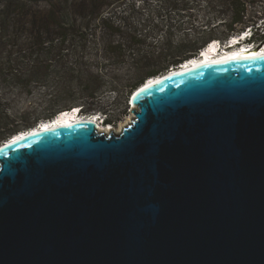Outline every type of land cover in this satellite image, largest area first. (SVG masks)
<instances>
[{"label": "water", "instance_id": "95a60500", "mask_svg": "<svg viewBox=\"0 0 264 264\" xmlns=\"http://www.w3.org/2000/svg\"><path fill=\"white\" fill-rule=\"evenodd\" d=\"M141 84L119 133L0 144V264H264V54Z\"/></svg>", "mask_w": 264, "mask_h": 264}, {"label": "rangeland", "instance_id": "374dc122", "mask_svg": "<svg viewBox=\"0 0 264 264\" xmlns=\"http://www.w3.org/2000/svg\"><path fill=\"white\" fill-rule=\"evenodd\" d=\"M237 1L264 26V0ZM14 2L0 29V144L77 105L105 110L119 133L134 84L226 34L234 14L229 0Z\"/></svg>", "mask_w": 264, "mask_h": 264}, {"label": "bare ground", "instance_id": "6f19581e", "mask_svg": "<svg viewBox=\"0 0 264 264\" xmlns=\"http://www.w3.org/2000/svg\"><path fill=\"white\" fill-rule=\"evenodd\" d=\"M234 36H235V39H233V42H231L233 44H234V42H237L236 40H239V39L241 40V38L239 36H236V34H234ZM213 40H217V39H213ZM207 45H205L203 48H205ZM254 46L257 47V45H254ZM254 46L243 47L241 49L236 48L234 46H232V47L229 46L226 48V50L223 53H220V52L215 53L214 51L217 49V43H214L213 45L210 46V48L205 49V51L203 52V54L201 56H199V57L193 56L196 58L189 61L190 58H193V57H190L189 59L184 60L183 62L187 61V63L180 66V67L173 66L171 69H168V71H166L164 73H161V74H158L155 76H151V77H149L151 79H149L147 81V83H153V82L159 80L164 75H167V74L172 73V72H176V71L184 69V68H190L192 66H196V65H199L202 63H207V62H211V61L213 62L216 60L244 58V57L257 56V55H263L264 54V47L259 48V50L258 49H256V50L251 49ZM142 84H145V82ZM138 88H136V89H138ZM134 106H135L134 108H136V105H134ZM75 108H79V107H75ZM80 111H81V113H80ZM80 111L75 110L72 112L64 113V114L59 115V116L55 115V117H52V119L50 118V121L46 122L45 124L41 123V124H39V126H34L33 128H31L29 130H22V131L16 133L15 137H13V139H17L19 137L26 136L30 132L34 133V132H38L40 130H46V129L62 126L65 124H71L73 122L83 121V120H89V121L95 122L99 132H104V133H109L111 131L116 132L114 127L113 126H107L106 122L104 124H101V121L98 118L94 117L93 114L85 116L84 113H82V109ZM75 113H77V115H75ZM95 114L96 113H94V115ZM131 117H133V116H131ZM130 123H131V120H127L124 124H122L120 126V129H118V130H122L125 126L129 125Z\"/></svg>", "mask_w": 264, "mask_h": 264}, {"label": "trees", "instance_id": "16d2710c", "mask_svg": "<svg viewBox=\"0 0 264 264\" xmlns=\"http://www.w3.org/2000/svg\"><path fill=\"white\" fill-rule=\"evenodd\" d=\"M14 3H15L14 0H4L3 3H2L3 12H2V14L0 16V20H1V22H0V29L1 30H7V28H8L7 21L9 20V18L11 17V15L13 13L12 12V7L14 6ZM229 4H230V6L232 8V11L234 13L232 15V18H231L232 19V24L229 26L228 32L226 34H224L221 37L214 38V39H218L221 42H224V41L228 40L231 35H233L235 33L242 32V31L246 30L247 27H251L252 30H253V33H254V38L252 39V41L255 42V43H260L261 41H263L264 40V26L259 25L258 27H256L255 26V22L250 21V20L249 21H245L244 20V18H245V11H246V8L244 7L245 4L244 3H241V2H238L237 0H229ZM254 28H256L257 31H255ZM259 28L261 29V32L258 31ZM198 51L199 50H195L194 52H191L192 53L191 55L196 56L198 54ZM183 59H185V58L176 60V62H174L172 65H178L180 62H183L184 61ZM187 59H189V58H187ZM168 69H169V67L167 68V70ZM152 73L153 74H151V76H155V75H158V74L164 73V72L161 70L159 72L155 71V72H152ZM151 76H149V77H151ZM142 82L144 83L145 81L143 79H141L138 84H134V87H136L137 85H139ZM80 106L82 107V109H85V105H80ZM80 106L77 105V106H74L73 108L80 107ZM65 110H67V109L61 110L60 112L65 111ZM99 111L106 112L105 110H99ZM108 121H110V119H108ZM33 127L34 126L28 128V129H23V130H29V129L33 128ZM20 131H22V130H20ZM20 131H17L14 134H12L11 136H8V137L11 138L16 133H18ZM8 137L5 138V139L8 140L9 139Z\"/></svg>", "mask_w": 264, "mask_h": 264}, {"label": "built area", "instance_id": "2783aa9c", "mask_svg": "<svg viewBox=\"0 0 264 264\" xmlns=\"http://www.w3.org/2000/svg\"><path fill=\"white\" fill-rule=\"evenodd\" d=\"M261 18L264 20V16H262ZM248 28H251V27H248ZM249 31L253 32L252 28L249 29ZM173 66H177V65H171L169 69H171ZM129 103H130L131 107L134 106L133 102L130 101V98H129ZM82 113H83V109H82ZM94 113H96V114L94 115ZM94 113H84V115L86 116V115L93 114L94 117L98 118L101 121V124H104L106 122L107 126H113L114 127L115 120L112 119V116L108 112L97 111V112H94ZM108 119H110V121H108Z\"/></svg>", "mask_w": 264, "mask_h": 264}, {"label": "clouds", "instance_id": "9594fccd", "mask_svg": "<svg viewBox=\"0 0 264 264\" xmlns=\"http://www.w3.org/2000/svg\"><path fill=\"white\" fill-rule=\"evenodd\" d=\"M236 34V36H239V34L238 33H235ZM244 35H242V37H243ZM235 36H234V34L233 35H231V37L229 38V40H226L225 42H221L220 40H219V42L217 43V44H222V45H224V46H228L229 44H231V42H232V40L233 39H235L234 38ZM218 40V39H217ZM247 45H249V46H254V45H256V43L255 42H253L252 41V43H246ZM199 53V52H198ZM198 57V56H197ZM194 58H196V57H194ZM194 58H191V59H189V61H191L192 59H194ZM181 63V62H180ZM185 64L187 63V61L186 62H184ZM45 120H50V118H48V119H45ZM45 120H42V121H40L39 123H37V124H35V126H38L39 124H41V123H43V124H45L46 122H48V121H46L45 122Z\"/></svg>", "mask_w": 264, "mask_h": 264}, {"label": "flooded vegetation", "instance_id": "af4514ba", "mask_svg": "<svg viewBox=\"0 0 264 264\" xmlns=\"http://www.w3.org/2000/svg\"><path fill=\"white\" fill-rule=\"evenodd\" d=\"M263 44H264V43H263ZM256 45H257V47L254 46V47L251 48V49H253V50H254V49H255V50L258 49V50H259V48H261V46L258 47L259 43H256ZM262 47H263V46H262ZM199 50H200V49H199ZM198 52H199V51H198ZM197 55H198V54H197ZM197 55H196V56H197ZM191 57H192V56H191ZM189 58H190V57H189ZM160 74H161V73H160Z\"/></svg>", "mask_w": 264, "mask_h": 264}, {"label": "snow or ice", "instance_id": "6c2138e0", "mask_svg": "<svg viewBox=\"0 0 264 264\" xmlns=\"http://www.w3.org/2000/svg\"><path fill=\"white\" fill-rule=\"evenodd\" d=\"M19 138H22V137H19ZM19 138H18V139H19Z\"/></svg>", "mask_w": 264, "mask_h": 264}]
</instances>
